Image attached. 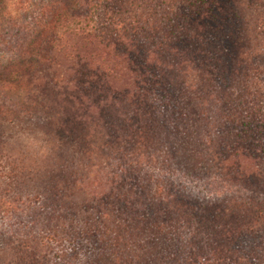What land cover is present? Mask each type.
I'll list each match as a JSON object with an SVG mask.
<instances>
[{"label": "trees", "instance_id": "obj_1", "mask_svg": "<svg viewBox=\"0 0 264 264\" xmlns=\"http://www.w3.org/2000/svg\"><path fill=\"white\" fill-rule=\"evenodd\" d=\"M237 3L0 0V264H264V0ZM159 22L166 35L153 26ZM67 35L118 46L124 58L128 38L146 41L131 71L139 83L149 80L134 95L136 111L111 134L101 135L86 116L57 126L64 113L51 103L59 94L47 101L41 91L42 76L63 89L51 71ZM166 41L180 93L172 79L161 82L145 69L146 53L158 60L153 49ZM68 56L81 67L70 102L82 109L81 96L92 95L93 106L103 104L106 87L91 80L106 76L80 53ZM201 83L208 91L213 83L226 87L220 121L230 129L207 124L198 140L203 154L193 145L198 118L191 116L204 100L193 93ZM13 133L35 146L15 147ZM239 151L263 174L257 189L226 180L223 191L192 192L196 164L216 175L229 156H245ZM94 168L106 175L108 191L86 196Z\"/></svg>", "mask_w": 264, "mask_h": 264}, {"label": "rangeland", "instance_id": "obj_2", "mask_svg": "<svg viewBox=\"0 0 264 264\" xmlns=\"http://www.w3.org/2000/svg\"><path fill=\"white\" fill-rule=\"evenodd\" d=\"M231 2L234 7H238V0H231ZM117 10L118 7L115 8V11ZM13 18H15L16 21H19L18 14L14 15ZM164 21L165 20H163V22ZM153 26L158 27L162 34L165 33L166 35V33L168 32V27L162 22H159V25L153 24ZM230 27L232 28V25ZM128 39H131V42L126 43V46L129 48V57L124 58L121 54V52L123 51H121L117 45L116 49L106 48L99 45L98 43L93 44L91 39L84 36L74 37V35H67L66 37H64L63 44L65 46V54L60 55L59 66L52 69L51 71V73L54 75L55 81L60 82L59 85L63 89H58L57 87L54 88V86L49 83L48 78L46 79L44 78V76H42V80H39V83L42 84L41 91L42 93H44L47 101H55V97L59 94L58 105L51 103L53 106H56V112L64 113L63 117H57V126L64 122L67 123L68 126H71L70 120H72L73 124L74 122L78 124L80 122L76 121H79L82 116H86L87 121L93 122V124L99 123L100 127H96V131H99L101 135H108L112 133V130L115 131V127H121L124 124V119L126 116H128V114L136 111V100L134 99V95H137L139 89L147 83L144 82L145 78H143V80L141 79V82L139 83L135 77V74L131 71V67L134 71L136 65V59L134 58V55L137 58L140 56L143 57L142 54L144 52V47H146V41L142 37H134ZM166 46L167 41L165 42L164 47L161 46V49H156L155 51L153 49L152 53L157 56L158 60H156V57L154 55H149L148 53H146L143 58L147 62V65H145V69H148L150 72L155 74L161 82H166V79L169 78L172 79L174 83H176L173 85V88L176 90V92L180 93V74L177 72L178 69H175V62L173 61L172 57L174 52L171 50L172 44H170V46ZM76 52L80 53V55L84 56L87 60H90L92 67L94 69L98 67L100 71L106 76V81L104 80V83L102 82V79L100 77L99 79L96 78L91 80L93 82V84L91 85L93 88L98 87V84H103L106 87L104 88L105 93H103L102 96L103 104H99L97 107L93 106V104L95 103L92 95H86L84 97L81 96L83 101L82 109H80L78 104L72 103L68 99L70 95H74L77 92L75 86L78 82L77 79L79 78V74L81 71V67H78L77 64L78 61L75 63V61L70 59V57L68 56ZM2 62H6V58H1L0 63ZM145 80H147L148 82L149 79ZM225 90L226 87L223 86L218 88V85L215 83H213V88L210 89L211 92L207 90L204 83L199 84V87H196V89L193 90V93L199 95L200 97H203L204 99L203 101H197L196 103H194L192 109L195 111L191 112V116L193 118H198L195 124L196 137L193 145L196 151H200L202 154L206 153V149L204 148V144L202 142H199L198 140L199 137H202L206 134L204 133L206 127H208L206 125L209 123H213L212 130L221 128L223 126L221 124L220 117L222 115L221 111ZM182 97L188 101H191L189 95H183ZM73 104H75L76 106H74ZM72 106L75 109L72 108ZM199 113L202 114L199 115ZM132 116H134V114H131L130 117ZM201 120L202 122L200 123ZM222 129L224 130V132H229L230 130L227 125L222 127ZM177 137L179 139V142L185 147V137L183 135L181 137ZM16 138L17 140H19L15 141L14 144L17 148L22 147L23 149H26V145H28L29 147L35 146L32 142L27 141V139L21 137L19 138V135L15 137L14 134V140ZM59 139H62V141L66 140L65 138ZM61 152L63 155H68V150L66 148H61ZM242 153L245 156L241 158L229 156L231 160L226 165L227 169H223L221 173L216 175L210 174L209 170H207L206 168V165L196 164L194 166L197 172L195 177L196 182L194 185H190L192 192L194 194H197L198 196L206 197L210 195V193L215 189L218 191L225 190V184L227 182L224 181L226 180L230 182L232 181L233 183H239L246 188L257 189V186L261 184L260 177H262L263 174L261 175V172L258 171L259 169L254 168V164L251 160L246 158L247 155L243 151L238 152V154L240 155H242ZM98 155L102 157L109 156L108 152L104 150L99 151ZM185 155L187 165L192 155L191 153H189L188 148L185 151ZM112 158L115 157L112 156L110 159ZM239 162L242 165L241 169L239 166H237V164L239 165ZM106 180V175L102 171L99 172L96 168H94L89 181L86 183L83 189L84 194L86 196L87 194L91 196L106 193L108 191ZM247 195L252 196V192L251 194L247 193ZM83 198L84 197L81 195V199ZM217 204V207H220L221 210L225 211V213L229 215V212L225 209V207L223 205H219L220 201H218ZM228 221H231V219H229ZM1 234H3V230L0 228V245L2 244ZM262 244L264 245V241H262Z\"/></svg>", "mask_w": 264, "mask_h": 264}]
</instances>
